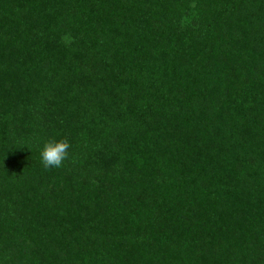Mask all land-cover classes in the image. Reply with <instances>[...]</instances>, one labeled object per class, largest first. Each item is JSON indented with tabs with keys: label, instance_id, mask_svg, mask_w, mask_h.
Returning a JSON list of instances; mask_svg holds the SVG:
<instances>
[{
	"label": "trees",
	"instance_id": "trees-1",
	"mask_svg": "<svg viewBox=\"0 0 264 264\" xmlns=\"http://www.w3.org/2000/svg\"><path fill=\"white\" fill-rule=\"evenodd\" d=\"M0 264H264V0H0Z\"/></svg>",
	"mask_w": 264,
	"mask_h": 264
},
{
	"label": "clouds",
	"instance_id": "clouds-1",
	"mask_svg": "<svg viewBox=\"0 0 264 264\" xmlns=\"http://www.w3.org/2000/svg\"><path fill=\"white\" fill-rule=\"evenodd\" d=\"M70 144L67 140L51 139L40 148V160L47 168H59L68 159Z\"/></svg>",
	"mask_w": 264,
	"mask_h": 264
}]
</instances>
